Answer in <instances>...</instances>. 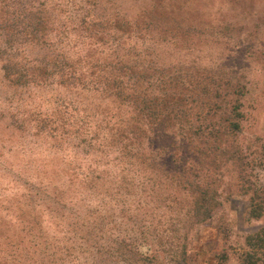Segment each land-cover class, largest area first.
I'll list each match as a JSON object with an SVG mask.
<instances>
[{"label":"trees","instance_id":"trees-1","mask_svg":"<svg viewBox=\"0 0 264 264\" xmlns=\"http://www.w3.org/2000/svg\"><path fill=\"white\" fill-rule=\"evenodd\" d=\"M171 6L170 0H142L138 11L127 15L113 0H86L64 21L47 13L30 21L28 62L9 57L3 65L8 85L27 96L9 112L0 111V155L47 150L63 165L48 161L19 172L30 183L23 185L27 201L21 197L17 204L16 230L10 232L0 221V264H58L36 226L48 202L32 187L38 183L39 190L48 192L58 172L59 178L69 176L67 186L64 180L63 189L55 187L62 195L74 188L88 195L121 194L129 181H137L142 191L148 182L153 192L159 183L171 185L187 197L193 222L200 223L222 205L220 184L224 168L231 166L238 190L249 195V217L264 220V186L246 151L235 143L244 130L246 85L206 68L185 71L192 74L187 78L161 61L152 49L179 37L174 32L181 21ZM53 87L66 90L70 98L43 111L37 101H46L44 94ZM73 159L94 162L82 170ZM103 161L116 165L118 173L98 169ZM238 261L264 264V225L245 236ZM215 264H231V253L223 248Z\"/></svg>","mask_w":264,"mask_h":264},{"label":"rangeland","instance_id":"rangeland-1","mask_svg":"<svg viewBox=\"0 0 264 264\" xmlns=\"http://www.w3.org/2000/svg\"><path fill=\"white\" fill-rule=\"evenodd\" d=\"M85 1L0 0V111L9 112L18 105L19 98L27 96V92L19 93L8 85L3 65L9 57L28 62L32 53L27 35L30 21L46 13L59 22L64 21L73 15L75 6ZM141 1L113 0V4L117 10L134 15ZM164 1L158 0V3ZM170 1L174 17L181 21L174 32L179 37L174 43L162 42L155 46L153 52L160 55L162 62L171 63L177 73L188 75L187 78H192L195 70L206 68L219 76L230 74L235 83L240 81L246 85L242 97V110L246 115L244 130L235 143L246 151L252 170L264 186V0ZM44 98L46 101L38 100L37 103L47 111L68 101L70 96L66 90L53 87ZM85 103L80 111L87 106ZM5 144V149H9L11 143ZM0 145L4 146L2 142ZM52 157L53 153L47 150L43 154H25L14 149L6 151L3 157L0 155V221L5 229L13 232L18 228L17 204L22 202V194L26 192L23 185H30L28 178L19 172H25L28 166L34 170L48 161L52 166L63 165ZM73 162L77 161L73 159ZM92 162L83 159L77 163H81L82 170H87ZM97 164L98 169L110 168V172L118 173L119 168L112 163ZM9 165L15 170L9 171ZM224 171L226 175L220 184L223 203L211 218L200 223L193 222L187 197L171 185L166 188L159 183L153 192L148 182L146 190L142 191L137 181H129L121 194L112 190L88 195L85 189L76 191L72 187L74 189L62 195L58 189H63L62 183L69 176L59 178L58 172L53 182L47 184L48 192L39 190L38 183L32 186L33 192L41 194L48 202L46 208L42 206L44 215L36 226L43 234L48 254L57 257L58 264L74 261L85 264H215L216 253L223 248L231 253V264H239L238 255L245 245V236L261 228L264 220L249 217V195L238 190L231 166ZM11 175L21 182L19 186ZM32 180L37 182L35 177ZM105 184L111 183L108 180ZM22 198L27 201L24 196ZM137 257L143 259L137 260Z\"/></svg>","mask_w":264,"mask_h":264}]
</instances>
